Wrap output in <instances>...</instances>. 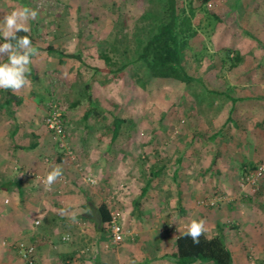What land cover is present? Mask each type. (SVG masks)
Wrapping results in <instances>:
<instances>
[{
	"label": "rangeland",
	"instance_id": "1",
	"mask_svg": "<svg viewBox=\"0 0 264 264\" xmlns=\"http://www.w3.org/2000/svg\"><path fill=\"white\" fill-rule=\"evenodd\" d=\"M163 1L0 0V20L23 6L39 13L28 22L39 55L13 113L2 107L7 91L0 89V181L28 174L20 151L38 141L26 158L66 162L118 216L124 240H108L103 264H175L162 256L175 250L192 219L206 220L208 236L224 226L234 264H264V181H242L252 166L246 155L259 156L254 165L264 160V0H178L199 31L184 49V64L202 83L189 84L142 69L140 79L135 75ZM50 48L80 52L83 61L64 57L62 64ZM105 50L114 68L131 62L123 73L94 72L106 66ZM236 51L242 60L232 65ZM86 84L105 119L85 116ZM51 104L63 114L71 156L46 125ZM113 114L134 122L114 145Z\"/></svg>",
	"mask_w": 264,
	"mask_h": 264
},
{
	"label": "crops",
	"instance_id": "2",
	"mask_svg": "<svg viewBox=\"0 0 264 264\" xmlns=\"http://www.w3.org/2000/svg\"><path fill=\"white\" fill-rule=\"evenodd\" d=\"M36 143L20 151L22 167L30 176L23 171L0 181V185L6 184L0 189V264H28L21 243L35 247V264H103L111 238L109 206L99 204L95 189L86 186L87 178L81 180L66 162L48 164L26 158L24 154L41 145ZM258 160L259 156L246 155L243 162L254 165ZM57 164L62 166L63 176L48 191L43 181ZM62 209L76 211L77 222L62 215ZM66 234L72 239H65Z\"/></svg>",
	"mask_w": 264,
	"mask_h": 264
},
{
	"label": "trees",
	"instance_id": "3",
	"mask_svg": "<svg viewBox=\"0 0 264 264\" xmlns=\"http://www.w3.org/2000/svg\"><path fill=\"white\" fill-rule=\"evenodd\" d=\"M163 2L164 14L152 21L150 34L143 40L139 53L134 61V63L140 65L135 75L140 79V69H142L150 77L170 78L186 84L193 81L202 83L201 78L191 74L184 64V49L190 47V42L198 37V28L195 26L192 16L184 7L179 5L178 0H164ZM19 35H28L33 41V45L36 47L35 38L31 32L20 33ZM0 41L4 42L2 35H0ZM259 43L261 42L259 41ZM48 51L49 53L59 54L62 64L66 63L64 57H72L83 61L80 52L67 53L59 48H50ZM102 58L106 66H96L94 67V72H115L120 74L123 73L124 69L131 63H122L117 66V68H114L118 63L113 61V57L107 50L102 52ZM232 59H234L232 65L238 64V62L242 60L241 53L236 51L235 57ZM90 87L91 84H86L89 105L85 116H88L89 113L92 112L96 117L98 116L105 119V109L98 106L96 99L90 93ZM229 97L233 103L240 99ZM23 99L22 96L7 91L2 107L7 109L8 112L13 113L9 108L10 105H19L23 102ZM79 103V101H76L74 105H78ZM133 123L131 118H123L113 114L111 143L114 145L115 140L123 133V130L128 129ZM14 133L15 131L12 132V135H14ZM36 145L37 143L33 142L28 148H33ZM254 166L255 165H252L250 168ZM150 184L151 181L148 180L141 188L138 199L134 201L135 206L139 205L140 199L146 196ZM5 186L6 184L0 185V189ZM184 231L181 232L175 240V250L171 253L164 254L162 256L163 259H168L175 264H193L197 261L204 264H234L233 251L227 242L223 225L218 224L217 232L213 236H208L206 234L202 235L198 245L193 244L191 238L185 237L183 235ZM25 245L27 246V244ZM35 261L36 258L33 263L26 262L28 264H35Z\"/></svg>",
	"mask_w": 264,
	"mask_h": 264
},
{
	"label": "clouds",
	"instance_id": "4",
	"mask_svg": "<svg viewBox=\"0 0 264 264\" xmlns=\"http://www.w3.org/2000/svg\"><path fill=\"white\" fill-rule=\"evenodd\" d=\"M38 15L37 10L23 6L14 9L0 20V35L4 41L0 43V89L17 94L31 84L30 66L33 63V57L38 56L39 52L28 35L19 34L29 33L28 22L35 20ZM62 176L63 168L57 164L47 173L43 181L45 189L52 190V186ZM61 214L66 215L72 223L77 222L78 213L76 211L62 209ZM207 232L208 227L205 219H192L187 223L183 235L191 238L192 243L198 245L200 237ZM65 239H70V237L66 234Z\"/></svg>",
	"mask_w": 264,
	"mask_h": 264
},
{
	"label": "built area",
	"instance_id": "5",
	"mask_svg": "<svg viewBox=\"0 0 264 264\" xmlns=\"http://www.w3.org/2000/svg\"><path fill=\"white\" fill-rule=\"evenodd\" d=\"M46 125L49 128L52 137L56 140L59 146L64 150L65 155H73V149L68 145L65 122L60 108L56 104H51L46 116ZM93 181V180H92ZM242 181L246 185H258L264 181V160L254 167L247 170ZM39 221L37 220L36 223ZM110 235L111 240L115 245L120 244L124 240V230L118 220V216L111 213L110 219ZM70 239L72 237L68 235ZM69 240V239H68ZM20 248L23 252L26 261L33 263L35 260V247L21 243Z\"/></svg>",
	"mask_w": 264,
	"mask_h": 264
}]
</instances>
